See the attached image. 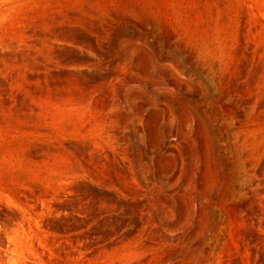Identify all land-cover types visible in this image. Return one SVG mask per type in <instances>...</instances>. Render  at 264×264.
I'll use <instances>...</instances> for the list:
<instances>
[{
	"label": "rangeland",
	"instance_id": "obj_1",
	"mask_svg": "<svg viewBox=\"0 0 264 264\" xmlns=\"http://www.w3.org/2000/svg\"><path fill=\"white\" fill-rule=\"evenodd\" d=\"M156 260L264 264V0H0V264Z\"/></svg>",
	"mask_w": 264,
	"mask_h": 264
},
{
	"label": "bare ground",
	"instance_id": "obj_2",
	"mask_svg": "<svg viewBox=\"0 0 264 264\" xmlns=\"http://www.w3.org/2000/svg\"><path fill=\"white\" fill-rule=\"evenodd\" d=\"M91 6L88 5L87 8L86 7H81V8H76V9H69V8H63L62 11L65 13V14H72L74 15L76 18H79L81 17L82 15H84L86 13V11L88 9H90ZM61 11V12H62ZM75 83H79V80L75 79L74 80ZM67 96L69 98H77L78 97V94L75 92V91H70L67 93ZM152 264H158V260H156L155 262H152Z\"/></svg>",
	"mask_w": 264,
	"mask_h": 264
}]
</instances>
